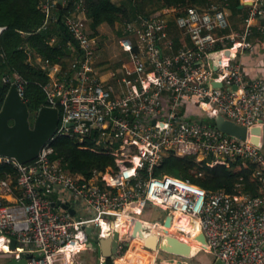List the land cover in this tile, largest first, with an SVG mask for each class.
<instances>
[{
    "label": "built area",
    "instance_id": "built-area-1",
    "mask_svg": "<svg viewBox=\"0 0 264 264\" xmlns=\"http://www.w3.org/2000/svg\"><path fill=\"white\" fill-rule=\"evenodd\" d=\"M244 1L250 4L242 2L247 10L239 29L230 28L226 2L206 8L164 7L148 19L126 22L118 43L132 73L122 70L108 79H103L96 62L95 38L84 30L76 9L64 17L63 26L79 52L65 67L43 63L49 77L43 85L46 106L61 112L54 136L73 137L79 143L91 139L98 149L113 153L116 170H94L86 178L51 160L47 145L24 164L0 156V162L18 172L14 182L0 180V244L6 247L0 246L1 252L25 259L23 264H86L77 255L93 249L90 238L118 232L113 221L125 215L134 227L141 220L144 231L159 236L166 232L196 244L217 264H264V77L247 79L239 60L254 49L253 29L264 32V0ZM171 21L188 45L166 53L172 44ZM3 29L0 26V33ZM212 51L221 54L216 71L209 66ZM14 83L22 95L21 81ZM194 104L209 105L215 115L245 127V139L223 133L208 120L191 118L185 108ZM255 127L258 133L252 131ZM169 153L193 156L209 166L249 162L262 193L251 195L238 188L228 194L172 175L154 176L153 168ZM84 206L94 216L84 215ZM148 206L167 211L173 219L188 217L199 230L193 234L183 227L142 221L139 215ZM200 232L206 247L195 240ZM126 238L119 235L118 252ZM122 257L116 255L111 264H123L118 260ZM177 259L195 263L169 255L153 264H177ZM106 260L100 254L92 264H107Z\"/></svg>",
    "mask_w": 264,
    "mask_h": 264
},
{
    "label": "trees",
    "instance_id": "trees-1",
    "mask_svg": "<svg viewBox=\"0 0 264 264\" xmlns=\"http://www.w3.org/2000/svg\"><path fill=\"white\" fill-rule=\"evenodd\" d=\"M212 1L83 0L85 15L89 21L88 28L91 31L87 34L90 37L96 36L101 24L113 27L116 23L125 24L142 18L148 19L164 7L182 9L191 5L206 8ZM78 2L79 0H67L63 5L61 0H57L52 8L43 10L42 0H0V26L4 27L0 33V108L9 86L17 80L22 84V97L28 106L30 122L37 110L47 104L43 85L49 77L43 63L48 61L49 64L65 67L73 53L79 52L78 43L68 30L65 29V34L60 31V27H64L62 20L76 9ZM215 2L227 3L236 24L238 21L236 15L243 13L239 8L240 0ZM86 27L83 26L84 30ZM123 35L122 29L119 30L117 36L120 38ZM263 35L254 28L250 39L253 42H262ZM95 52L101 53L99 49H95ZM117 67L132 71L127 57L123 66L118 64L113 66V69ZM210 122L212 123V120ZM46 145L52 148L51 160H59L71 172L86 178L90 177L94 170L102 172L116 170L113 153L98 149L91 139L79 143L73 137L54 136ZM152 174L172 175L209 191L222 189L228 194H233L240 188L251 195L262 193V188L253 174V165L239 160L228 166H209L204 160L195 161L193 156L180 157L169 153L153 168ZM17 175V169L13 165L0 162V180L10 178L14 182ZM128 237L132 239L130 235ZM126 246L125 243L123 251L126 250ZM106 262L111 264V259H107Z\"/></svg>",
    "mask_w": 264,
    "mask_h": 264
},
{
    "label": "water",
    "instance_id": "water-1",
    "mask_svg": "<svg viewBox=\"0 0 264 264\" xmlns=\"http://www.w3.org/2000/svg\"><path fill=\"white\" fill-rule=\"evenodd\" d=\"M244 4L249 5L250 3L245 2ZM244 4L241 3L239 8H243ZM260 24L264 25V18L261 19ZM60 31L65 34L64 27H60ZM220 57L221 54L217 51H212L208 54L209 66L213 71L217 70ZM213 76H216V73H214ZM213 85L221 86L218 82H213ZM235 87L236 86H233V88ZM59 118V110L56 107L45 105L37 110L32 122H30L27 103L18 92L15 83H12L9 86L0 108V156L14 158L20 164L34 160L39 155L41 148L54 136L59 124ZM211 120L212 124L223 133L239 139H245V127L235 124L233 121L224 118L220 114L214 115ZM252 131L258 133L259 128L255 127ZM253 141L257 143L258 139L254 138ZM55 205L58 206L59 201H56ZM60 207L66 209L67 204H60ZM69 211L71 214L74 213L73 209H69ZM170 218L171 215H165L162 223L163 226L169 228ZM140 226L139 222H136L135 233L138 238L141 239L142 246L148 248V250L159 251L167 255L188 259L195 258L201 250L198 246L193 245L177 235L165 232L163 236H159L153 232L144 231ZM90 229V227H87L86 232L89 233ZM90 240L92 243H96V246L100 250V254L105 259H113L116 256L119 241V234L117 231H114L113 234L107 238H100L98 240L90 238ZM195 240L204 247L207 246L206 239L202 232L196 236ZM16 244L15 239L12 238L10 247L14 248L17 246ZM92 248L95 249L96 247L92 246ZM25 261V259L15 260L11 258L9 264H23ZM170 262H173V259H170ZM176 263L202 264L200 262H184L180 259H177Z\"/></svg>",
    "mask_w": 264,
    "mask_h": 264
},
{
    "label": "rangeland",
    "instance_id": "rangeland-1",
    "mask_svg": "<svg viewBox=\"0 0 264 264\" xmlns=\"http://www.w3.org/2000/svg\"><path fill=\"white\" fill-rule=\"evenodd\" d=\"M114 2H119L120 0H113ZM62 4H66L67 0H61ZM241 2V1H240ZM57 3V0H42L41 3V8L43 10H48V8H52L55 4ZM46 5L47 8H44L43 5ZM170 8V7H167ZM247 10V7H245ZM245 11V10H243ZM246 12V11H245ZM76 14L78 15V17L80 18V21L82 23V26L86 27L85 30L86 32H88L89 34L91 33L90 29L88 28V19L85 15V11H84V5H83V0H79L78 4H76ZM123 27V24L120 23H116L113 27H110L106 24H101L98 27V34L96 36H94L95 38V46L96 49H99L101 52V57H98V52H96V62L97 64L101 65V70H110V72L114 71L115 73H120V69L121 68H116L115 70L113 69V66H120V64L126 62V54H124L119 46L118 43V36L117 33L119 32V30L121 31ZM241 28V26L236 27L235 29H239ZM52 42V40L50 41ZM201 108L204 109L207 113L208 116H200V109L196 108L194 105H189V107L185 108V111L188 112V114L191 116V118H194L197 116L198 119H203V120H208L210 121L213 115H215L216 111L214 108H212L209 105L206 104H202ZM205 114V113H204ZM210 115V116H209ZM200 116V117H198ZM82 212L84 215L92 217L94 216V213L91 210H88L85 206L82 208ZM167 214V211H163L161 209H158L154 206H148L146 207L143 211L142 214L139 215L140 219H145L148 221H157V224H161L162 218L164 217V215ZM119 219L117 218L116 220V224L119 223ZM124 221H126V223L124 224L125 227L129 228V224H128V220L125 219ZM141 221V220H140ZM134 224V223H133ZM139 224H141L139 222ZM124 238V237H122ZM131 238L128 237L126 238V250H121L120 252H118L116 255L117 257L123 256L125 254V252L131 248ZM94 247H96L95 249H91V250H86L83 252H80L77 255V260L79 261H83L85 263H90L92 260H96L98 258V256L100 255V250L99 248L96 246V243H93ZM148 249V248H145ZM203 251H201L199 254L203 257H208V254L202 253ZM158 256L156 257V260L159 261V259L164 258V257H169V255L164 254L162 252L157 251ZM12 258V255L6 252H1L0 251V264H9L10 259ZM195 259V258H194ZM132 264V263H131Z\"/></svg>",
    "mask_w": 264,
    "mask_h": 264
},
{
    "label": "crops",
    "instance_id": "crops-1",
    "mask_svg": "<svg viewBox=\"0 0 264 264\" xmlns=\"http://www.w3.org/2000/svg\"><path fill=\"white\" fill-rule=\"evenodd\" d=\"M215 1L216 0H213L212 2H215ZM240 1H241V3L242 2H247V1H244V0H240ZM245 7L246 6H244L241 9L246 11ZM245 11H243V13H240V14L236 15V18L238 20L236 24H234L233 19H232L233 16H231V12L229 11L228 21H229V24H230V28H236L238 26L240 27L242 25L244 15L246 14ZM262 34H264V32H262ZM168 37L170 38L172 44H171V49L170 50H166L165 49L166 53H172V52L175 53L182 46L188 45V38L184 34H182L180 29L176 27V25H175V23L173 21H171V23H170V31H169V36ZM251 42L253 43V46H254L253 51H251V52L250 51L249 52L246 51L239 57V60L242 63V66L244 67L245 77L247 79H250V78H253V77H256V76L264 77V41H262V42L261 41H257V42L255 41V42H253V40H252ZM100 54L101 53H98V57H100ZM128 62H130V61H128ZM123 65H124V63L122 64V66ZM100 67H101V65H100ZM131 67H132V65H131ZM119 68H121L120 72L122 70L125 71L124 68L123 69H122V67H119ZM126 71L132 73V71L128 70L127 68H126ZM103 72H104L103 79H108L111 76V74L115 73L114 71L110 72V70H103ZM194 106L196 108L200 109V112H201L200 116L201 115L206 116V117L208 116V113L204 109L201 108V104H199V105L198 104H194ZM200 116H198V117H200ZM213 117H214V115L212 117H210V118H213ZM196 118H197V116H196ZM164 217H165V215H164ZM164 217L162 218L161 224L163 222ZM117 218H120V219H119V223L118 224L115 223V226L120 231V235H121L120 237H124V238L128 237L129 229H130V226H132V225H130L129 222H128L129 228L125 227L124 224L126 223V221H124V220L127 219L129 221V218L127 216H121V217L118 216ZM142 221L149 222L148 220H145V219H142ZM137 222H141V221L138 220ZM136 249H141L142 250V253L146 256V259H147V262H148L147 264H153L154 262L155 263H160L161 260L163 259V258H161V259H159V261L156 260V257L158 256V253L156 251H151V250L145 249L142 246V242L141 241H139L136 238L132 237L131 248L125 254H127L128 252H133ZM199 253L195 257V259L193 258L194 262H200L202 264H217V263L214 262V259H213L212 255L209 254L208 251H203L202 252V253L208 254V257H204V256L202 257ZM125 254L123 256H125ZM122 260H123V257H122L121 260L119 258V261H122ZM93 262H96V260H92L90 263L88 262L86 264H92ZM127 264H131V262L127 263Z\"/></svg>",
    "mask_w": 264,
    "mask_h": 264
},
{
    "label": "bare ground",
    "instance_id": "bare-ground-1",
    "mask_svg": "<svg viewBox=\"0 0 264 264\" xmlns=\"http://www.w3.org/2000/svg\"><path fill=\"white\" fill-rule=\"evenodd\" d=\"M118 216H125V215H118ZM117 216V217H118ZM170 225L168 226L169 228H173V227H183L185 228L187 231L192 232L193 234H195L196 232H198L199 228L198 225H196L192 220L188 219V217H180V216H176L174 219L170 218ZM116 220L113 221V225L115 226ZM116 227V226H115ZM135 228L134 225L130 226L129 229V235L136 238L137 240L141 241L140 238H138V236L135 233ZM119 235H120V231L118 230ZM121 236V235H120ZM142 242V241H141ZM194 245V243H193ZM196 245V244H195ZM1 248L6 249L5 246H3L2 244H0ZM138 247V246H137ZM119 260V259H118ZM123 264H127V263H133V264H147V259L146 256L142 253L141 249H136L133 252H128L127 254H125V256H123V260L120 261Z\"/></svg>",
    "mask_w": 264,
    "mask_h": 264
}]
</instances>
